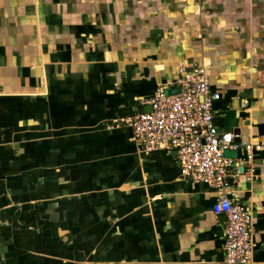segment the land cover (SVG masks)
Masks as SVG:
<instances>
[{
  "label": "crops",
  "instance_id": "0c3cea01",
  "mask_svg": "<svg viewBox=\"0 0 264 264\" xmlns=\"http://www.w3.org/2000/svg\"><path fill=\"white\" fill-rule=\"evenodd\" d=\"M202 62L219 128L264 143V0H0V264L222 259L217 193L127 122ZM243 171L264 264V150Z\"/></svg>",
  "mask_w": 264,
  "mask_h": 264
},
{
  "label": "built area",
  "instance_id": "2783aa9c",
  "mask_svg": "<svg viewBox=\"0 0 264 264\" xmlns=\"http://www.w3.org/2000/svg\"><path fill=\"white\" fill-rule=\"evenodd\" d=\"M179 92L169 93L171 89ZM220 93L210 87L208 66L202 62L159 87L146 101L150 111L128 118L133 137L144 150L175 152L181 175L217 193L213 212L225 217L223 257L214 264H256L252 210L236 202L229 187L245 175L255 153L264 143L240 141L233 130H222L215 122L214 103ZM238 140V141H237ZM241 150L243 158L233 153Z\"/></svg>",
  "mask_w": 264,
  "mask_h": 264
},
{
  "label": "water",
  "instance_id": "95a60500",
  "mask_svg": "<svg viewBox=\"0 0 264 264\" xmlns=\"http://www.w3.org/2000/svg\"><path fill=\"white\" fill-rule=\"evenodd\" d=\"M170 94L171 93H176V92H179V89L178 88H176V89H171V90H169L168 91ZM147 111V110H146ZM150 111V110H149ZM238 131H236V133H237Z\"/></svg>",
  "mask_w": 264,
  "mask_h": 264
}]
</instances>
